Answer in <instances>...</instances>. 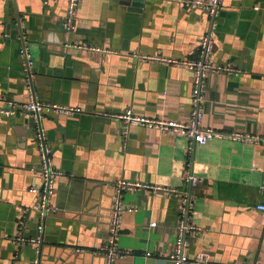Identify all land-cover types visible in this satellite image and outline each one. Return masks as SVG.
Returning a JSON list of instances; mask_svg holds the SVG:
<instances>
[{
    "label": "crops",
    "instance_id": "0c3cea01",
    "mask_svg": "<svg viewBox=\"0 0 264 264\" xmlns=\"http://www.w3.org/2000/svg\"><path fill=\"white\" fill-rule=\"evenodd\" d=\"M67 7L68 0H0V107L35 97L82 109L41 120L63 174L40 248L13 240L36 237L41 220L40 196L30 191L43 185L37 122L20 111L0 116V264H32L37 256L40 264H104L119 179L180 192L124 193L115 264H172L182 193L192 196L190 217L200 228L188 237L191 257L204 252L207 264H264V210L258 207L264 204V143L219 137L194 143L173 130L125 129L119 118L132 109L189 121L192 71L135 54L196 58L208 12L176 0H80L69 33L62 25ZM71 41L112 51L78 49ZM213 58L236 71L209 74L201 126L264 135V0H224ZM189 169L199 184L187 182Z\"/></svg>",
    "mask_w": 264,
    "mask_h": 264
},
{
    "label": "built area",
    "instance_id": "2783aa9c",
    "mask_svg": "<svg viewBox=\"0 0 264 264\" xmlns=\"http://www.w3.org/2000/svg\"><path fill=\"white\" fill-rule=\"evenodd\" d=\"M184 4L190 9H204L210 16V26L206 33L199 38L198 56L196 58H184L167 56L162 53H136L135 56L149 63H161L166 65L183 66L193 73V89H192V108L191 116L187 123L174 119L151 118L135 113L132 109H127L119 118L125 129H129L133 125H143L146 127L157 128L160 130H173L189 137L194 143L204 144L209 140L219 138H229L235 141L264 143V135H256L251 133H243L240 131H231L229 133L219 132L211 127H202L201 120L203 117L202 107L204 98V87L207 78L211 72H224L232 74L236 71L235 66L230 63H218L214 61L213 52L215 46V32L217 29V20L224 0H176ZM80 0H68V7L65 16L63 17L62 25L69 33H72L76 28V18ZM258 7V6H257ZM69 46L78 49H87L89 51H112L108 47L92 46L83 42H69ZM25 53L28 67L30 68L32 60L27 51ZM30 87V81L28 82ZM23 113L28 117H32L36 122L35 139L38 147V164L37 171L39 172L43 185L40 189L35 187L30 188V191L38 193L40 196V215L41 220L37 226L36 237H25L18 234L13 238L22 244H31L38 248L43 242L45 232L46 217L53 211L52 197L56 187V179L63 171L55 167L53 162V147L48 141L47 132L43 127L41 120L47 114H64L75 115L82 111L80 107L62 104L53 101H43L32 97L25 103H12L7 108L0 107V116H14L18 112ZM186 180L191 185H197L201 179L195 175L190 169L187 171ZM115 200L110 217V233L107 241L102 247V252L105 256L104 264H115V261L121 250L117 247V236L120 232V223L122 213L126 211L123 206L122 197L127 191L134 190H149L151 192L164 191L166 193H179L174 188L161 186L152 183H143L140 181L119 179L114 186ZM182 208L181 218L178 225L177 239L173 255L171 256L172 264H207L208 255L204 252L198 253L191 257L187 252L189 245V235L196 234L200 228L191 221V211L193 208V198L189 193H182ZM264 210V204L258 206ZM155 225V223H152ZM40 251V249H37ZM150 255L151 253H147ZM37 256L32 264H40ZM241 264H259L256 261H243Z\"/></svg>",
    "mask_w": 264,
    "mask_h": 264
},
{
    "label": "water",
    "instance_id": "95a60500",
    "mask_svg": "<svg viewBox=\"0 0 264 264\" xmlns=\"http://www.w3.org/2000/svg\"><path fill=\"white\" fill-rule=\"evenodd\" d=\"M124 1H125L126 3H129V0H124ZM136 2H138V1H136ZM136 4H137V3H136ZM23 46H25V42H24V41H23ZM23 49H24V51L26 52V48L24 47ZM23 55L25 56V53H23ZM25 60H26V64H27V66H28L26 56H25ZM27 68H29V67H27ZM29 73H30V71H29ZM30 120H31V123H32L34 126H36L35 120H34L32 117H30Z\"/></svg>",
    "mask_w": 264,
    "mask_h": 264
}]
</instances>
